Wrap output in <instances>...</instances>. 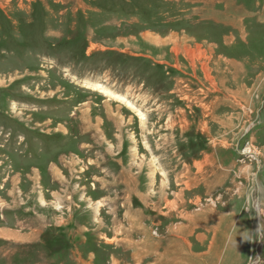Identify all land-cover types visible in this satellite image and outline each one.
<instances>
[{
  "label": "rangeland",
  "instance_id": "374dc122",
  "mask_svg": "<svg viewBox=\"0 0 264 264\" xmlns=\"http://www.w3.org/2000/svg\"><path fill=\"white\" fill-rule=\"evenodd\" d=\"M133 263L264 264V0H0V264Z\"/></svg>",
  "mask_w": 264,
  "mask_h": 264
},
{
  "label": "bare ground",
  "instance_id": "6f19581e",
  "mask_svg": "<svg viewBox=\"0 0 264 264\" xmlns=\"http://www.w3.org/2000/svg\"><path fill=\"white\" fill-rule=\"evenodd\" d=\"M92 86H94V88L98 91V92H101L105 95H113V96H117V94L115 93H112L110 90H108L107 88L99 85V84H93ZM122 98V97H120Z\"/></svg>",
  "mask_w": 264,
  "mask_h": 264
},
{
  "label": "crops",
  "instance_id": "0c3cea01",
  "mask_svg": "<svg viewBox=\"0 0 264 264\" xmlns=\"http://www.w3.org/2000/svg\"><path fill=\"white\" fill-rule=\"evenodd\" d=\"M208 244H209V245L211 244V240L208 242ZM209 245H208V246H209ZM205 250H206L205 253H207V248H206ZM210 250H211V249H210ZM144 256H145V254L142 255L140 258H139V257L136 258L135 256H134L133 258H134V260L138 259V260L142 261V259H143ZM161 257H164V255L161 256ZM165 257H167L166 259H167V262H169V263H170L171 261H174L173 258H170V257L168 258L167 255H166ZM133 264H134V263H133Z\"/></svg>",
  "mask_w": 264,
  "mask_h": 264
}]
</instances>
